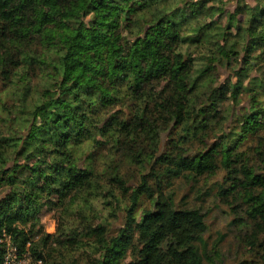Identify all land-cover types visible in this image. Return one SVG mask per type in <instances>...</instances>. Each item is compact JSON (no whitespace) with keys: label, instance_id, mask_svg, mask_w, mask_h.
I'll return each instance as SVG.
<instances>
[{"label":"trees","instance_id":"obj_1","mask_svg":"<svg viewBox=\"0 0 264 264\" xmlns=\"http://www.w3.org/2000/svg\"><path fill=\"white\" fill-rule=\"evenodd\" d=\"M228 1L0 0V82L18 95L24 132L0 135V264L1 239L23 250L44 205L104 193L128 203L115 235L86 230L91 264H229L209 249L204 214L171 189L219 172L217 196L233 198L232 223L248 222L264 263V0L231 12ZM219 66L236 81L215 84ZM120 157L141 171L135 185ZM58 232L32 243L44 264L66 263L35 246L82 242L76 229Z\"/></svg>","mask_w":264,"mask_h":264},{"label":"rangeland","instance_id":"obj_2","mask_svg":"<svg viewBox=\"0 0 264 264\" xmlns=\"http://www.w3.org/2000/svg\"><path fill=\"white\" fill-rule=\"evenodd\" d=\"M244 8L254 6V0H229L225 6L228 12L234 11L237 5ZM245 8V9H246ZM244 12L246 10H243ZM218 21L225 24L226 14L216 17ZM237 19H243V14H240ZM233 31V30H232ZM234 33V32H232ZM194 47L187 49L193 51ZM249 76L244 78L247 84L252 77L256 76V70H250ZM249 74V73H248ZM233 72L227 67L219 66L215 71H212L215 84H221L226 79L232 78ZM236 81V77L232 78ZM5 85L0 82V135L5 133H13L21 137L24 132L20 131L16 125L15 110L19 107L18 95L14 94L13 89H5ZM32 100V101H31ZM30 101H35V96H31ZM227 103L226 105H228ZM247 105L242 101L240 105L234 107L238 110L240 107ZM230 108V106H228ZM231 119L227 121L226 125H230ZM219 126L215 128V130ZM214 130V132H215ZM200 145L197 144V148ZM106 155V150L102 156ZM122 174L131 182L130 185H135L141 171L133 164L128 163L123 158H117ZM101 158L97 165L99 169L103 167ZM224 172H219L215 176L201 177L197 182H189L183 178H177L172 181L171 189L174 191V198L179 206L186 205L199 209L205 216L206 225L208 227L205 235L209 249L214 246L221 250L226 262L229 264H236L240 261H249L253 264H264L260 259V254L250 248L247 240L244 238L245 232L249 231L250 225L246 222L243 225L233 224L232 221L238 212L235 201L232 197L222 200L218 195V186L222 183ZM6 192L5 188H0V197ZM89 202H83L84 199L77 201H69L63 207L55 205H44L37 214V222L35 225H28L25 231L31 238L24 251L36 258L37 255L32 250V243L41 241L46 234L58 235V230L67 229V231L76 229L80 234L82 242L76 250H67L62 246H56L51 243L47 247L42 248L35 246L36 250L41 251L43 255L50 253L53 258L60 260L66 264H91V261L97 257L96 249L92 246L94 238L86 234L89 227H95L99 224L104 225L107 230V236H113L121 226L125 217V207L128 203L126 196H120V200L104 194L97 196H87ZM149 200L146 197L142 198L139 213L143 208H150ZM57 233V234H56ZM37 244V243H36ZM51 258V257H50ZM128 260V259H127Z\"/></svg>","mask_w":264,"mask_h":264},{"label":"built area","instance_id":"obj_3","mask_svg":"<svg viewBox=\"0 0 264 264\" xmlns=\"http://www.w3.org/2000/svg\"><path fill=\"white\" fill-rule=\"evenodd\" d=\"M1 241L6 244L3 264H44L41 258H34L28 251L20 250L10 241V238L6 237Z\"/></svg>","mask_w":264,"mask_h":264}]
</instances>
